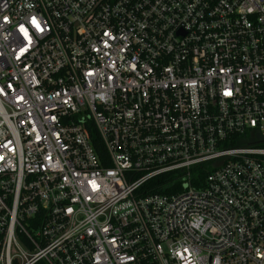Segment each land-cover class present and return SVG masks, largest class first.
Listing matches in <instances>:
<instances>
[{"label":"built area","instance_id":"built-area-1","mask_svg":"<svg viewBox=\"0 0 264 264\" xmlns=\"http://www.w3.org/2000/svg\"><path fill=\"white\" fill-rule=\"evenodd\" d=\"M0 264H264V0H0Z\"/></svg>","mask_w":264,"mask_h":264},{"label":"trees","instance_id":"trees-1","mask_svg":"<svg viewBox=\"0 0 264 264\" xmlns=\"http://www.w3.org/2000/svg\"><path fill=\"white\" fill-rule=\"evenodd\" d=\"M92 136L94 138V143L96 144V146L99 147L100 146V143H99V139H98L97 135L93 134Z\"/></svg>","mask_w":264,"mask_h":264},{"label":"snow or ice","instance_id":"snow-or-ice-1","mask_svg":"<svg viewBox=\"0 0 264 264\" xmlns=\"http://www.w3.org/2000/svg\"><path fill=\"white\" fill-rule=\"evenodd\" d=\"M35 23V21H33Z\"/></svg>","mask_w":264,"mask_h":264}]
</instances>
